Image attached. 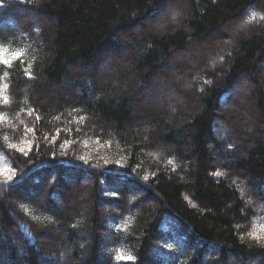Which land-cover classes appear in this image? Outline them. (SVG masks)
I'll use <instances>...</instances> for the list:
<instances>
[{
    "label": "trees",
    "instance_id": "16d2710c",
    "mask_svg": "<svg viewBox=\"0 0 264 264\" xmlns=\"http://www.w3.org/2000/svg\"><path fill=\"white\" fill-rule=\"evenodd\" d=\"M162 1L0 0V42L21 47L0 63V148L10 159V175L0 179V264H264V244L247 233L264 201V24H247L227 51L219 47L215 67L196 73L190 101L142 105L133 95L175 51L258 0H190L181 22L128 40L122 77L134 73L132 84L122 87L118 75L102 84L91 73L99 52ZM239 74L251 82L253 100H245L255 115L247 119L218 108ZM217 115L251 128L226 147L212 131ZM11 125L33 143L28 152L5 143ZM76 141L105 150L113 143L121 166L74 153ZM158 146L171 156L161 159ZM82 175L87 184L62 199L54 184L46 198L31 190L37 180ZM20 188L38 201L22 200ZM114 207L117 215H108ZM122 215L129 219L115 220ZM118 247L128 260L116 258Z\"/></svg>",
    "mask_w": 264,
    "mask_h": 264
},
{
    "label": "rangeland",
    "instance_id": "374dc122",
    "mask_svg": "<svg viewBox=\"0 0 264 264\" xmlns=\"http://www.w3.org/2000/svg\"><path fill=\"white\" fill-rule=\"evenodd\" d=\"M189 2L190 0H163L159 5L153 7L151 11L145 15L146 18L143 19L139 24L134 25L132 29L128 28L121 30L119 32V37L117 38V40H112L111 43H108L106 47H104V49L99 52V54L95 58L94 64L91 66V73H94L96 75L97 81L103 84L104 82L109 81L110 78H115L118 75L119 79L117 77L116 78L118 79V82L120 83V85H122V87L123 85L128 86L129 84H132V82H134L133 78L135 77L134 73L129 75L128 78L126 77L127 80H125L126 78L124 79L122 77L123 73H125L126 68H128L127 62L130 59L128 55L129 51H133V44L128 40L132 39L133 35L135 34H144L148 31L153 34H159L165 29V27H168V25L170 26L181 22L182 17L188 10ZM262 6H264V0H258L251 3L235 19L227 21L217 30L212 32L208 37L200 39L199 41L191 42L190 45L185 47L184 49L175 51L167 60L164 68L161 71L153 74L154 77L150 81V85L144 88L140 86L137 92L133 94L135 99L137 100V103L143 102L145 104L142 105H159L165 101H170V103L175 101L176 104L180 105L183 100L189 99L190 101L193 98L190 92L197 83V79L195 77L196 73L200 70L202 71V69L210 71L215 67L219 59L218 57L223 51L222 48L219 47L223 45L227 46L224 49L227 51V49H229V47L231 46L234 38L241 31H243V29L247 28V24L255 23L254 26L264 24V11L261 9ZM29 16L33 17L31 13H29ZM42 19L46 20V18L44 19V17ZM35 21V19L33 21L28 20V22H30L31 24ZM11 45V47H7L4 42H0V58H7L10 61L21 50L20 46L13 44ZM123 57L124 61L121 62V60L119 59ZM78 68L79 67H77L76 65L74 71H76ZM77 72H79V74H82V69L79 68V71ZM262 73L264 76V71ZM231 83L233 84L228 87L227 92L220 100V104L218 103V108L223 109L225 108L223 106L226 104L229 111L241 114L242 118L244 119H247L249 115L254 116L255 110L252 102L250 101L252 97V92L250 91L251 82L248 81L247 75L239 74L233 79V81H231ZM64 89L67 90L68 88L65 86ZM63 92L68 94V91ZM246 95H249V102L245 100ZM175 102H173V104ZM169 104V109H172L170 107L171 104ZM186 105L188 104H186L185 101V107ZM69 106L72 109L75 108L74 105ZM137 106H140V104H138ZM180 108H182V106ZM14 126L16 127V124H14ZM14 126H9L7 128L8 132L12 133ZM249 128H251V126L244 122V124L240 128L241 130H239L237 129L234 120L228 122L224 116L217 115L214 130L212 131L216 134L215 140L223 141L225 146L229 147V145L231 144L233 146L236 144L234 136L237 135V133L248 132ZM55 129L52 133L53 135H55ZM14 132L18 133L17 127L14 129L13 133ZM13 136L14 137L5 140V143L8 144L10 148H14L23 153H26L31 149L33 143L30 144V140L14 134ZM57 139L58 138L56 137V140ZM95 140L99 141L98 138H95ZM96 141L92 142L91 145L93 146H91L89 143L88 145H83L81 141H76L75 144L77 147L74 148L73 152L75 153L77 152V150H79V154L84 155L85 157H88L90 155H93L95 157L99 156V159L103 161H109L116 166H121V156L113 153L111 149V147L113 148L115 145L113 143H105V145H109V149L105 150L101 149L100 147H95V145L98 144V142ZM71 149L72 147H70L69 150ZM157 149L160 150L161 148H159L158 146ZM65 153L70 154V152ZM159 156L161 157V159H165L168 156H171V152L163 149L160 150ZM9 162L10 159L8 153H6L4 149L0 148L1 180H5L10 175ZM74 165L75 168L82 169V167H84L78 163H74ZM38 178L39 176H37V179ZM57 178L58 177L54 176L49 180L36 179L37 181H35L33 186L31 187L32 192L36 193L39 199L40 196H42V198H46L48 197V187L54 184L53 194L57 192L58 197H60L67 192H75L82 189L84 187V185L82 184H87L88 182V180H84L85 178H87L86 175H82L81 179H77L74 176L70 178H63V180H57ZM62 181H64L63 185L61 184ZM25 189L26 188H20L19 190L22 194V200L28 199L30 203L37 200L36 196L33 194L30 196H25ZM254 194L256 195H254L256 198L259 197L257 193L254 192ZM57 201L58 198L53 200V203L58 204ZM64 209H66V207ZM118 210L119 209H117V207L107 208L106 212L108 215L114 216L117 215ZM128 217L129 215H122L116 217L115 220L122 221L125 219H129ZM167 221L170 222L169 219ZM171 222L173 223V221ZM163 224L164 228L166 229L168 226L167 223L165 222ZM124 226L125 224L122 223H118L115 225L117 230L124 229ZM248 230V236L264 244V201H260V199L257 202L256 214H254L252 224L250 225ZM173 235L177 237V234ZM113 252H115L116 258L117 256H123V259L119 260H128L127 256L129 257V255L126 252L122 251L120 247L116 248Z\"/></svg>",
    "mask_w": 264,
    "mask_h": 264
},
{
    "label": "snow or ice",
    "instance_id": "6c2138e0",
    "mask_svg": "<svg viewBox=\"0 0 264 264\" xmlns=\"http://www.w3.org/2000/svg\"><path fill=\"white\" fill-rule=\"evenodd\" d=\"M0 63L8 64L9 60L7 58H0ZM117 259H123V256H117Z\"/></svg>",
    "mask_w": 264,
    "mask_h": 264
}]
</instances>
